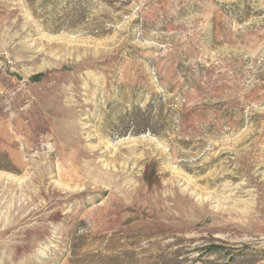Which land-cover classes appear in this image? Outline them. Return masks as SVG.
Wrapping results in <instances>:
<instances>
[{"label":"rangeland","instance_id":"374dc122","mask_svg":"<svg viewBox=\"0 0 264 264\" xmlns=\"http://www.w3.org/2000/svg\"><path fill=\"white\" fill-rule=\"evenodd\" d=\"M0 264H264V0H0Z\"/></svg>","mask_w":264,"mask_h":264}]
</instances>
